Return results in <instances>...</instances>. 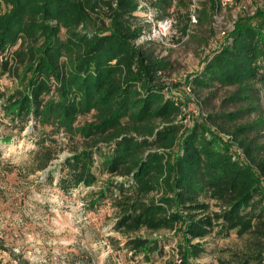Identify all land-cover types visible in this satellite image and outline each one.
I'll use <instances>...</instances> for the list:
<instances>
[{
    "label": "trees",
    "instance_id": "obj_1",
    "mask_svg": "<svg viewBox=\"0 0 264 264\" xmlns=\"http://www.w3.org/2000/svg\"><path fill=\"white\" fill-rule=\"evenodd\" d=\"M172 3L151 7L164 12L160 19L175 17ZM140 5L0 0V75L16 84L0 91V112L13 130L33 126V173L46 171L62 135L83 140L63 163L58 186L93 187L100 166L111 178L88 205L111 203L113 229L125 239L119 249L132 258L151 263L162 256L169 240L153 235L169 231L181 236L179 264H192L207 238L236 232L254 240L242 264H264V8L240 17L188 79L193 93L233 87L226 101L236 109L190 121L164 96L167 62L137 45L148 26ZM90 114L91 122L77 124ZM238 150L243 159L235 158Z\"/></svg>",
    "mask_w": 264,
    "mask_h": 264
},
{
    "label": "rangeland",
    "instance_id": "obj_2",
    "mask_svg": "<svg viewBox=\"0 0 264 264\" xmlns=\"http://www.w3.org/2000/svg\"><path fill=\"white\" fill-rule=\"evenodd\" d=\"M157 1L146 2L151 7ZM172 2L170 13L178 19L174 32L168 37L157 35L145 42L148 52L168 64L165 80L169 89L164 96L174 97L182 110L190 115V121L207 112L235 110L236 106L226 101L234 91L233 87L193 93L187 86L188 79L203 68L204 61L220 47L235 22L264 8V0H234L231 6H221L220 0ZM193 12L195 20H189V13ZM163 14L157 9L158 18ZM151 29L150 25L146 26L147 34L152 32ZM15 88L12 78L0 75L1 92ZM262 107L264 112V94ZM92 120L91 114L82 116L77 124L84 125ZM32 131L33 126H28L24 132L11 129L0 112L1 264H18L19 261L29 264H179L176 245L181 236L174 237L169 231L153 235L167 238L169 245L165 247V253L155 256L151 263L140 257L132 258L131 254L119 249L124 246L125 239L113 229L115 211L111 203L105 201L94 208L88 205L91 192L100 191L111 178L101 172L100 166L95 168L98 182L93 187L81 186L67 192L59 188L63 163L73 155L77 145L82 146V139L72 141L64 135L59 137L61 149L55 159L46 171L33 173L36 169L33 155L37 147ZM8 136L10 142L1 141ZM140 235L147 233L142 231ZM116 239L121 243L116 244ZM253 242L251 236L241 238L236 232L225 238L212 235L205 240L206 252L192 264H242L253 254Z\"/></svg>",
    "mask_w": 264,
    "mask_h": 264
},
{
    "label": "built area",
    "instance_id": "obj_3",
    "mask_svg": "<svg viewBox=\"0 0 264 264\" xmlns=\"http://www.w3.org/2000/svg\"><path fill=\"white\" fill-rule=\"evenodd\" d=\"M141 5L139 8V14L144 18V22L147 25L151 26L152 29L150 33L147 34V30L145 31L144 35L137 41V45L143 44L150 39H155L157 35L168 37L172 32H174L175 27L178 24V20L172 16L169 18L160 19L157 15V10L154 8L149 7L146 1L140 0ZM234 0H220L221 6H231L233 5ZM195 12V11H194ZM190 13V19L195 20V13ZM238 158L243 159L242 152L240 150L237 151Z\"/></svg>",
    "mask_w": 264,
    "mask_h": 264
}]
</instances>
